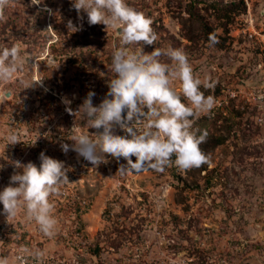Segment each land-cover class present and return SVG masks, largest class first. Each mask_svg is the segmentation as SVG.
Instances as JSON below:
<instances>
[{
    "label": "rangeland",
    "instance_id": "374dc122",
    "mask_svg": "<svg viewBox=\"0 0 264 264\" xmlns=\"http://www.w3.org/2000/svg\"><path fill=\"white\" fill-rule=\"evenodd\" d=\"M129 3L158 33L145 51L181 47L197 76L217 81L213 89L201 85L214 108L194 118L207 131L200 145L207 162L122 175L123 157L106 153V162L84 166L73 147L64 151L86 128L75 116L84 98L94 92L98 105L108 93L118 38L103 23L89 24L72 0H8L0 45L18 44L30 62L0 81V94L10 93L0 95V153L9 130L21 140L0 157V188L19 171L13 161L39 166L41 151L65 163L69 181L49 197L58 221L52 236L22 209L7 216L0 203V257L8 264H264V0Z\"/></svg>",
    "mask_w": 264,
    "mask_h": 264
},
{
    "label": "clouds",
    "instance_id": "9594fccd",
    "mask_svg": "<svg viewBox=\"0 0 264 264\" xmlns=\"http://www.w3.org/2000/svg\"><path fill=\"white\" fill-rule=\"evenodd\" d=\"M41 2L34 0L36 4ZM7 3L8 0H0V8ZM72 6L78 13L83 10L87 14L89 24L103 23L115 34L118 43L111 51L108 93L94 105L95 93L90 91L79 105L75 116L79 114L78 122L85 121L79 124L86 128L72 133L69 138L74 144L71 147L93 165L106 162V153L117 159L123 157L127 164L117 170L122 175L146 168L162 172L170 164L187 170L207 162L208 157L200 147L207 138V131L195 127L194 118L214 108L215 97L205 95L201 85L213 89L217 81L210 76L204 80L197 76L187 52L181 47L167 44L145 51L144 44L155 45L159 36L152 27V19L129 0H72ZM209 43H218L215 33L209 34ZM29 62L30 57L23 54L18 44L0 45V81L13 80ZM9 94L5 91L0 95ZM181 96L188 103L183 102ZM65 103L71 101L66 99ZM117 125L128 135L114 132ZM90 127L97 131L90 132ZM5 140L4 150L8 144L21 141L11 130ZM69 147L67 143L62 145L64 151ZM4 150L0 157H4ZM39 159V166L31 161H13L19 171L10 176L8 185L0 188V203L7 216L22 209L44 234L52 236L58 221L49 197L59 191L63 182L69 181L68 169L63 161L43 151ZM0 264H8V260L0 257Z\"/></svg>",
    "mask_w": 264,
    "mask_h": 264
},
{
    "label": "built area",
    "instance_id": "2783aa9c",
    "mask_svg": "<svg viewBox=\"0 0 264 264\" xmlns=\"http://www.w3.org/2000/svg\"><path fill=\"white\" fill-rule=\"evenodd\" d=\"M72 117H73V115L72 116L70 115V118H72ZM72 142L73 143L71 145L74 144V141H72ZM71 145H70V147H71ZM74 152H76L78 154V152L76 150ZM80 159L83 162L84 166H86L88 164V160L85 157H83L81 154H80ZM5 227H6L5 220H1L0 221V229L2 230Z\"/></svg>",
    "mask_w": 264,
    "mask_h": 264
},
{
    "label": "trees",
    "instance_id": "16d2710c",
    "mask_svg": "<svg viewBox=\"0 0 264 264\" xmlns=\"http://www.w3.org/2000/svg\"><path fill=\"white\" fill-rule=\"evenodd\" d=\"M233 4V3H232Z\"/></svg>",
    "mask_w": 264,
    "mask_h": 264
}]
</instances>
